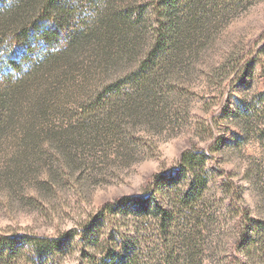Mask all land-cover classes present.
<instances>
[{"label":"rangeland","instance_id":"1","mask_svg":"<svg viewBox=\"0 0 264 264\" xmlns=\"http://www.w3.org/2000/svg\"><path fill=\"white\" fill-rule=\"evenodd\" d=\"M11 1L0 0V9ZM136 1L135 7L151 2L94 0V11L89 0H73L75 21H102ZM231 11L184 46L185 57L174 74L162 75L156 93L132 103L122 95L110 99L115 107L86 108L135 66L140 55L133 40L135 54L126 53L106 73L92 51L76 55L67 72L29 75L0 103V114L15 112L0 128V237L83 230L104 207L156 191L158 177L179 171L183 154L195 152L205 156L200 172L208 180L197 215L178 218L168 241L156 221L140 240L134 221L116 219L108 230L120 229V239L137 247L139 264H162L167 249L172 264H264L248 259L243 248L256 234L253 224H264V0ZM148 19L142 34L151 40L158 25ZM14 36L5 32L0 41L9 44ZM15 44L9 53L0 46L3 86ZM122 88L133 91L126 82ZM83 252L92 251L78 246L61 263L81 264ZM12 264L33 263L20 257Z\"/></svg>","mask_w":264,"mask_h":264},{"label":"trees","instance_id":"2","mask_svg":"<svg viewBox=\"0 0 264 264\" xmlns=\"http://www.w3.org/2000/svg\"><path fill=\"white\" fill-rule=\"evenodd\" d=\"M93 1L89 0L94 10L97 4ZM97 1H106L111 6L112 2L127 0ZM248 1L151 0L147 5L135 7L136 1L130 4L132 8L118 7V11L97 22L91 21L92 18L75 21L78 5L73 0H12L0 9V37L5 32H13L15 36L9 44L1 40L0 46L4 45L8 53L14 49L15 42L14 46L19 47L5 61L13 71L2 75L5 84L0 85V89L6 94L0 98V103L5 105L7 97L15 94L29 75L49 69L67 72L76 55L92 51L100 57L98 68L106 73L111 66L120 65L126 53L128 56L135 54L134 48L130 47L133 42L140 55L135 66L127 68L128 74L115 80L95 103L86 108L115 107L118 103L110 99L116 96L124 95L129 104L138 95H152V91L157 92L162 75L170 77V73H175L177 64L185 57L186 44L195 43L200 32L210 31L211 22L220 20L232 12L231 9L237 11ZM146 18L158 25L152 31L151 40L142 34L145 33L143 20ZM132 19L134 21L130 22ZM125 82L133 88L131 94L124 93ZM3 113L0 114L1 129L9 126L15 114L10 110L5 117ZM204 158L195 152L184 153L181 169L172 175L158 177L156 191L150 195L127 197L116 205L104 207L94 222L83 230H71L62 237H0V264H12L20 257L28 258L33 264H62L78 246L92 251L83 252L81 264H139L137 247L120 239V229L108 230L109 226L119 218L134 221L140 226L136 231L140 240L144 238L142 234L150 230V223L156 221L157 231L168 241L177 228L178 218L188 213L197 215L198 207L205 202L208 180L200 172ZM189 173L191 179H188ZM186 181H190L189 189L178 192L179 184ZM253 227L257 228L256 234L245 240L244 253L251 261L260 258L264 263V224L255 222ZM172 259L173 254L167 249L162 264H172Z\"/></svg>","mask_w":264,"mask_h":264}]
</instances>
